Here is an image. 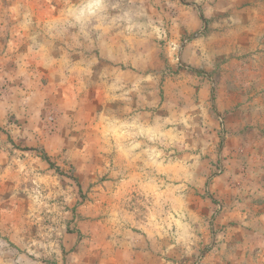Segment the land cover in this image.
<instances>
[{
	"label": "rangeland",
	"instance_id": "rangeland-1",
	"mask_svg": "<svg viewBox=\"0 0 264 264\" xmlns=\"http://www.w3.org/2000/svg\"><path fill=\"white\" fill-rule=\"evenodd\" d=\"M0 264H264V0H0Z\"/></svg>",
	"mask_w": 264,
	"mask_h": 264
}]
</instances>
